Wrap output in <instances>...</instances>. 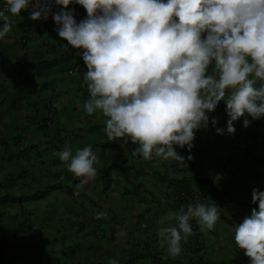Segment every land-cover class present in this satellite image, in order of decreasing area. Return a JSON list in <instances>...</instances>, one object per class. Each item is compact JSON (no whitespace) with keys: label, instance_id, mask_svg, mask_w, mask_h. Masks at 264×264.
I'll return each instance as SVG.
<instances>
[{"label":"clouds","instance_id":"obj_1","mask_svg":"<svg viewBox=\"0 0 264 264\" xmlns=\"http://www.w3.org/2000/svg\"><path fill=\"white\" fill-rule=\"evenodd\" d=\"M71 4L86 15L69 9ZM17 16L21 20L13 24ZM12 27L19 28L17 42L24 48L41 31L62 39L46 42L65 47L58 58L44 47L46 58L25 65L0 50V65L26 66L28 81L45 72L59 85L77 73L84 76L89 99L83 110L105 118L97 128H104L108 148L120 154L102 169V192L127 185L130 197H141L142 236L155 215L146 219L145 213L153 206L168 211L157 233L162 264H193L211 255L226 261L240 250L245 264H264V0H0V40ZM42 87L54 95L55 87ZM38 106L46 111L43 133L72 138L78 132L59 117L52 122L51 115L64 110L57 101ZM201 128L207 131L195 135ZM221 134L237 148L218 145ZM129 142L136 147L126 152ZM57 155L79 178L73 193L79 196L97 176V154L90 146L73 154L66 144ZM197 155L207 165L195 169L207 176L191 172ZM157 157L168 161L163 172L151 165ZM115 168L120 172L111 175ZM149 177L152 188L144 183ZM52 189L28 197L0 195L22 198L0 204L37 205ZM217 221L232 227L230 233L225 229L228 240L212 230ZM205 230H212L210 239ZM209 243L218 245L217 253ZM154 246L135 244L123 264H161L149 258Z\"/></svg>","mask_w":264,"mask_h":264},{"label":"crops","instance_id":"obj_2","mask_svg":"<svg viewBox=\"0 0 264 264\" xmlns=\"http://www.w3.org/2000/svg\"><path fill=\"white\" fill-rule=\"evenodd\" d=\"M69 9L76 10L80 16L86 15L85 10L76 4L69 5ZM12 19L13 24L21 20L19 16ZM13 29L0 40V50L21 64L27 65L29 60L45 57L44 47L54 58H58L59 49L66 50L61 45L46 44L53 42L52 38L62 39L45 31L38 33L24 48L18 44ZM53 47L55 52L52 53ZM15 67L0 65V195L28 197L46 188L53 189L46 202L37 205L0 204V264H110L112 260L123 264L128 261L135 244L150 241L155 243L153 251L158 252L157 233L168 211L162 214L153 206L149 213H145L146 219L155 215L142 236L137 227V222L144 219L141 197H130L127 185L102 192V169L116 164L120 154L108 148L104 128H97L100 121L105 124V118L98 112L89 116L83 110L84 102L89 99L84 76L77 73L73 81L59 85L45 72L28 81L26 71ZM42 85L55 87L54 95L45 93ZM49 100L57 101L60 108L75 113L74 116L66 113L65 119L69 127L78 130L72 138H65L59 132L46 130L43 133L40 130L44 126L46 111L38 105ZM210 124L209 121L208 126ZM206 128L196 131L195 135L207 131ZM219 128L226 130V124L221 123ZM224 135L218 138V145L237 148L236 144L232 145L223 138ZM66 144L73 149V154L77 149L90 146L98 156L97 176L83 187L79 196L73 194L79 178L67 171L65 162L57 155ZM135 147L129 142L124 149L131 152ZM201 158L199 155L193 158L191 172L207 176L195 169L207 165ZM143 164L147 166L148 162L143 160ZM151 165L155 169L160 167L156 170L163 172L161 168H166L168 161L157 157ZM119 170L113 169L111 175ZM120 180L123 182L125 178L122 176ZM144 183L147 188H152L155 181L149 177ZM224 209L228 211L226 207ZM98 213L105 215L96 219ZM87 216H92L94 223L87 224ZM120 232L123 235L118 237Z\"/></svg>","mask_w":264,"mask_h":264},{"label":"rangeland","instance_id":"obj_3","mask_svg":"<svg viewBox=\"0 0 264 264\" xmlns=\"http://www.w3.org/2000/svg\"><path fill=\"white\" fill-rule=\"evenodd\" d=\"M17 29H19L18 27H15L14 28V32H16L17 31ZM60 56V52H59V54H58V57ZM59 63H61V61H59ZM59 66V65H58ZM24 68H26V66H23L21 69H20V71L22 70V69H24ZM66 113H68V115H70V116H74L75 115V113H73L72 111H70L69 109H65L64 108V110H61L60 111V113L59 114H56V115H51V120H52V122L54 123V124H56L57 123V120H58V117H59V119L60 120H65L66 118H67V114ZM224 116V115H223ZM263 177V176H262ZM177 184H179V182H177ZM169 222V221H168ZM226 228H229L230 229V231H228V233H230L231 232V230H232V227L230 226V225H222L220 222H218L217 221V223L215 224V226H214V228L212 229L213 231H216V232H219V233H223V235H224V237H225V239L226 240H228L229 239V236H226ZM212 230H205V234H206V237H207V239H210V237H211V231ZM136 249V247L135 246H133L132 247V249L131 250H135ZM208 250H210L212 253H217L218 252V245L216 244V243H209V245H208ZM149 258L151 259V260H158L161 264H162V259L160 258V256L159 255H157V253L156 252H154L153 254H151L150 256H149ZM204 260H209L210 262L212 261V260H214L215 258H214V255H211L210 257H208V258H205L204 256L202 257Z\"/></svg>","mask_w":264,"mask_h":264},{"label":"trees","instance_id":"obj_4","mask_svg":"<svg viewBox=\"0 0 264 264\" xmlns=\"http://www.w3.org/2000/svg\"><path fill=\"white\" fill-rule=\"evenodd\" d=\"M259 178H261V175H259ZM31 198L32 197H29V198H25L23 200H30ZM20 199H22V198H14V197H12V198H2V197H0V202L8 204V203L18 202ZM245 263H249V260L244 255L243 251L240 250L237 255L227 259L226 261H224V260H219V261L212 260L210 262V261L204 260L202 257H200L193 264H245Z\"/></svg>","mask_w":264,"mask_h":264}]
</instances>
